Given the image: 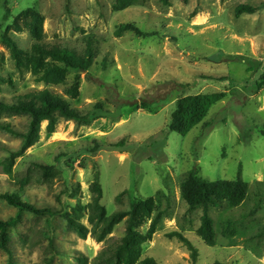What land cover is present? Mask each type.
I'll list each match as a JSON object with an SVG mask.
<instances>
[{
    "label": "rangeland",
    "instance_id": "1",
    "mask_svg": "<svg viewBox=\"0 0 264 264\" xmlns=\"http://www.w3.org/2000/svg\"><path fill=\"white\" fill-rule=\"evenodd\" d=\"M115 3L0 0V99L49 88L90 118L57 117L53 132L44 121L40 140L13 163L21 140L0 129V191L21 184L26 200L54 212L20 213L0 199V218L21 217L11 228L13 254L0 249V264H106L96 258L125 236L128 216L102 241L90 232L97 178L107 214L136 204L137 229L154 228L141 259L264 264V238L222 234L227 210L211 211L219 237L207 245L197 234L203 210L189 209L181 187L189 173L241 176L249 196L234 214L264 224V0H140L122 10ZM242 4L257 10L238 15ZM123 25L141 32H120ZM90 39L97 55L87 71L68 68L60 84L36 80L29 65L35 43L82 53ZM212 92L224 96L203 121L186 135L169 130L178 97ZM0 121L24 131L29 116L2 114ZM121 139L122 150L109 147ZM96 143L103 149L90 151ZM176 231L198 249L195 263Z\"/></svg>",
    "mask_w": 264,
    "mask_h": 264
},
{
    "label": "trees",
    "instance_id": "2",
    "mask_svg": "<svg viewBox=\"0 0 264 264\" xmlns=\"http://www.w3.org/2000/svg\"><path fill=\"white\" fill-rule=\"evenodd\" d=\"M140 0H116L115 7L118 10L135 5ZM168 4L170 0H162ZM256 6L242 4L237 7V14L254 13ZM132 29L141 32L134 25H123L120 32ZM11 41V40H10ZM12 42V41H11ZM15 48L16 46L13 45ZM16 51V49H15ZM17 52V51H16ZM97 49L92 39L88 40L82 53L60 45H48L46 43H35L32 48V55L29 61L32 73L38 82L46 84H60L64 82L66 71L72 68L79 71H87L94 63ZM224 96L223 93H200L188 94L178 97L176 108L172 113L169 130L181 135L188 134L206 117L213 104ZM151 102L144 100L143 107H149ZM2 114L7 116H29L28 128L24 131L17 130L11 122L0 121V129L7 131L20 138V148L12 151V163L16 156L23 154L27 149L35 145L41 137V127L44 121H48L50 132L55 131V120L57 117L73 119L85 123L90 122L88 114H83L77 108L72 107L68 99L62 97L49 88L33 89L26 93L19 94L12 102L0 99V118ZM126 140L121 139L109 145L112 149L122 150ZM103 149V145L96 143L90 151L97 152ZM43 168H46L43 165ZM5 173H11V166ZM182 198L188 204L189 209L202 208L200 226L197 234L209 246L218 243L219 229L215 226V220L211 215L213 209H224L229 214L221 221V231L225 237L232 238L235 235H242L253 241L255 238H264V224L250 223L244 217H236L234 208L241 206L249 196V184L241 176L237 179L205 180L200 176L189 173L182 181ZM16 191H0V199H4L22 212H32L37 215L54 213L50 207L39 208L30 203L22 196L23 186ZM95 196L90 203V214L88 217L92 228L90 232L98 241H102L112 232L114 226L124 217L128 216L126 234L114 245L105 249L96 260L113 264H160L153 257L140 258L143 251V244L151 240L154 228L148 233L137 229L138 205L134 204L130 210L115 211L107 214L105 207L101 204L103 197L102 187L99 179L93 183ZM21 217L17 219L0 218V249L13 254L11 244V228L16 226ZM190 249L192 263L198 260L199 251L183 233L174 232ZM171 264V263H168ZM214 264H226L215 262Z\"/></svg>",
    "mask_w": 264,
    "mask_h": 264
}]
</instances>
